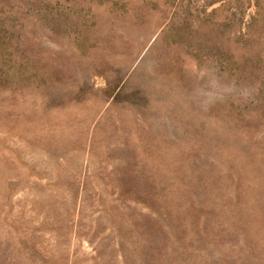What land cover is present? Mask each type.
I'll use <instances>...</instances> for the list:
<instances>
[{"label":"rangeland","instance_id":"1","mask_svg":"<svg viewBox=\"0 0 264 264\" xmlns=\"http://www.w3.org/2000/svg\"><path fill=\"white\" fill-rule=\"evenodd\" d=\"M0 264H264V0H0Z\"/></svg>","mask_w":264,"mask_h":264}]
</instances>
